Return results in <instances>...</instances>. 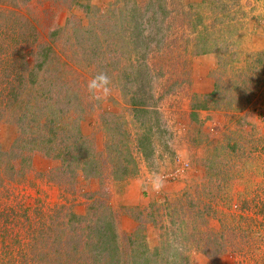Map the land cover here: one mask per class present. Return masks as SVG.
<instances>
[{"label": "rangeland", "instance_id": "1", "mask_svg": "<svg viewBox=\"0 0 264 264\" xmlns=\"http://www.w3.org/2000/svg\"><path fill=\"white\" fill-rule=\"evenodd\" d=\"M134 1L147 10L148 0H0V264L58 253L48 241L58 223L67 235L57 213L58 221L71 211L90 215L103 209L100 202L114 214L125 252L145 239L148 252L160 247L161 264H264V0H166L179 17L163 28L162 43L158 32L150 34L143 61L158 116L139 118L135 84L119 72L141 60L123 38L120 13ZM48 42L52 61L40 68ZM195 43L211 51L196 54ZM217 81L224 99L191 119L193 102ZM56 92L64 98L55 109L79 95L75 124L96 152L127 130L138 172L118 180L105 164L101 176L79 173L74 183L53 174L61 162L52 144L37 139L44 119L36 115L40 100ZM149 126L154 152L145 160L137 137ZM176 153L189 167L176 180H158L151 169L174 168ZM145 167L149 177L139 183Z\"/></svg>", "mask_w": 264, "mask_h": 264}, {"label": "trees", "instance_id": "2", "mask_svg": "<svg viewBox=\"0 0 264 264\" xmlns=\"http://www.w3.org/2000/svg\"><path fill=\"white\" fill-rule=\"evenodd\" d=\"M147 4L146 11L142 10L136 1L133 2V5L124 7L125 10H120L125 21H123L125 24L123 26L126 35L123 38H128V43L132 46L131 50L133 49L134 53L140 54L141 57L140 61H132L128 64L129 67L125 65L123 69L119 70L120 73L123 71L122 74L125 78L135 84L136 88L131 90V104L136 118H139L140 113L158 116L157 109L152 107L156 103V99L150 90V70L143 61L146 58V48L153 40L151 35L154 36L158 32L159 41L157 42L161 41L160 43H162V40L168 36V30L163 32V28L167 27L169 29L173 23L170 19L179 17L178 13H172L166 0H148ZM189 6L191 7V5ZM188 14L192 18L194 17L191 9L186 11V15ZM190 24L193 26V30L197 29L198 25H195L194 21ZM148 26H151V31L145 33L149 29ZM59 32L60 30L55 29L51 36H57ZM92 34H94V31L90 30L87 40L94 37L91 36ZM196 45V54H205L211 51L206 43H195L192 46ZM143 47L145 50L141 52ZM53 51L54 46L52 43L48 42L41 45L40 52L43 60L38 64L40 68L46 63L47 59H51L50 54ZM129 68L130 71H128ZM237 89L241 90V88ZM223 92L220 83L217 81L213 91L206 94L202 99L193 102L190 113L191 119H196L200 110L210 109L211 103H214V106L218 105L220 100L224 99ZM77 95L65 97L68 100L64 101L63 105L57 109H55V104L58 105L64 98L58 92H56V96L49 95L46 102L40 100L43 104V107L40 108L42 113L36 115V119H44V121L41 123L42 131H40L37 139L39 142L41 141V144L43 142L44 144H52L49 150L53 151L54 156L61 162L59 166L52 170V173L59 174L72 183H74L73 181L79 173H82L85 178L101 176L105 164H108L110 174L114 179L124 180L136 174L139 169L138 162L131 151L127 130L120 128L119 141L116 142L111 139L105 142L104 150L100 153L96 152L95 148L84 139L80 126L78 127L75 124L78 116H74V113L77 114L82 110L77 102L80 99ZM50 105L52 108L51 110L49 108V112L46 113L45 110ZM65 117L72 119L74 127L78 128L77 135L70 132V125L67 124L68 121ZM153 118H155L154 122L159 121L158 118ZM149 127L137 137L138 150L145 160L150 159L154 152L149 136L151 126ZM49 134L52 137L49 138ZM100 204L103 205V209L93 207L90 210V215L88 212L82 215L72 211L69 212V217L66 218L67 221H58L60 214L57 213L55 222H62L65 225L67 235L61 237L59 223L55 228L50 227L49 231H53L54 238L50 234L48 241L54 247L55 252L58 253L33 255L31 257L32 264H161L160 261L163 263L160 247L156 246L153 252H148V248H144L146 246L145 239L142 240L143 244L141 243L137 247V250L140 251L132 250L135 254L129 251L125 252L119 243L121 237L118 234L114 214L109 207H104L103 202H100ZM126 238L129 239L131 244L137 241L132 235ZM141 247L144 248L142 251ZM205 250L208 253V247ZM173 263L174 261H171V264Z\"/></svg>", "mask_w": 264, "mask_h": 264}, {"label": "built area", "instance_id": "3", "mask_svg": "<svg viewBox=\"0 0 264 264\" xmlns=\"http://www.w3.org/2000/svg\"><path fill=\"white\" fill-rule=\"evenodd\" d=\"M174 168L165 169H151V173L156 175L158 180L162 179H169V180H176L179 177V173L184 171L187 167H189V162L182 159L179 153H176L174 157Z\"/></svg>", "mask_w": 264, "mask_h": 264}, {"label": "crops", "instance_id": "4", "mask_svg": "<svg viewBox=\"0 0 264 264\" xmlns=\"http://www.w3.org/2000/svg\"><path fill=\"white\" fill-rule=\"evenodd\" d=\"M146 167H147V166H146ZM146 167H145V169H144V171H145L144 173H145V174H144L143 176H141V177L138 178V180L140 181L139 183H141L142 180H143V182H144V181H145V180H144L145 178H146V180H147V174H148V177H149V173H148V172H149V168H146ZM145 182H146V181H145ZM130 192H131V191H130ZM130 192H129V193H130ZM131 198H134L133 193H132L131 195H129V199H128V200H130ZM129 202H134V201H129Z\"/></svg>", "mask_w": 264, "mask_h": 264}, {"label": "clouds", "instance_id": "5", "mask_svg": "<svg viewBox=\"0 0 264 264\" xmlns=\"http://www.w3.org/2000/svg\"><path fill=\"white\" fill-rule=\"evenodd\" d=\"M98 78H99V77H97V79H98ZM104 79L107 80V77L105 76ZM91 87H92V83L90 82V84H89V88L91 89Z\"/></svg>", "mask_w": 264, "mask_h": 264}]
</instances>
